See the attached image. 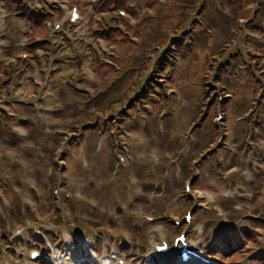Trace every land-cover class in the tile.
Returning <instances> with one entry per match:
<instances>
[{"label":"rangeland","instance_id":"1","mask_svg":"<svg viewBox=\"0 0 264 264\" xmlns=\"http://www.w3.org/2000/svg\"><path fill=\"white\" fill-rule=\"evenodd\" d=\"M138 12L142 24L139 31L135 29L134 34L139 36V49L131 47L126 53L124 51L117 53L120 68L116 72H110L105 83L88 82V85L93 88V92L90 94L98 97H68L67 100L74 105L68 107L69 103L65 102L64 107L68 108L64 112L60 110L52 113L54 117L65 118L75 111L78 116L75 123L79 125L80 130L89 125L93 127L85 131L87 133L85 137L69 143L61 142L59 139L55 146L57 148L59 146V149L53 151L45 119L43 120L38 114L35 105L39 97L26 98V106H22L24 112L30 115L28 122L23 121L24 118H21L17 111V115L12 113L9 118L0 119V148L8 147L10 141L12 144L17 142V139L14 141L13 136H10L9 133L20 134L22 128L27 134L25 138L28 142L25 154L27 160L32 164L31 168L15 165L11 155L3 151L4 148L1 151L4 159L0 158V197L8 198V208L12 211L0 204V264H41L40 261H30V251L42 248L41 242H44L43 246L45 247L46 244L48 247L51 246L53 252L56 248H60L64 241L61 235L62 229L68 228L72 233V216L66 219V211H61L66 199L61 193V197L57 198L55 202L53 195L56 185L54 177L62 174L66 169H69L71 179L75 178L78 173L85 175L86 168L91 170L97 168L100 171L99 174L108 173L109 176L104 190L99 189L97 185L93 189V195L98 201L104 202L102 207L106 211L105 214H101L102 207L93 208L91 213L87 207L88 202L82 201V204H79L72 200V208L76 211L77 216L83 208L82 211L86 212L82 215L88 220L84 224L85 228L86 223L92 220L96 226H99V223H103L105 227L108 225L111 236L119 237L122 235V231L116 226L115 216L117 214L125 216V209L138 203L150 208L153 221L162 218L161 216L172 218L181 215V209L186 207L188 202L185 203L182 193L179 194L181 190V184H178V181L181 180L179 176L186 177L190 165H195L194 163L189 164L188 157L194 153L197 156L198 151L207 154L206 146L210 143V138L213 135L210 131L213 122L211 118H208L202 128L193 132V139L189 142L191 147L194 146L193 152H190L182 129L199 107L196 104L202 97L200 84L206 67L227 61L233 64V70L229 69L228 73L224 72L217 85L225 84L224 87H227L224 90L228 102L224 107L223 125L227 130L228 149L221 148L209 157L203 159L200 156L196 159L198 162L196 175L199 174V180L194 188L202 187L204 190H209L216 198L209 199V201L204 200L205 206L209 210L206 213L204 210L196 213L197 221L194 226L189 227V233L195 243H200L197 248L204 253L207 240L221 241L217 233L220 224L228 222L232 226L228 227L230 231L239 233L243 229H247V225H251V222L247 221L250 215L257 218V215L253 213L255 209H262L261 216H264V176H260L264 171L260 172L257 178L249 180L243 173L249 168L253 170L252 174L254 175L258 166L256 165L255 168L252 163L250 164V161L256 164L253 155L260 159L261 156L259 157L258 153L264 150V147L262 149L255 148L250 141L252 135L253 137L264 136V104L259 102L260 92L264 87V77L261 72L254 71L253 68L243 69L247 56L245 47L248 43L255 42L257 37L245 34L242 28L244 23H249L252 27L255 26L257 31L264 30V0H143ZM180 29H183L181 32H189V34L184 36L185 41L180 49V56L185 61L177 71L181 78L173 79L174 94L167 97L164 103L152 107L150 114H137L132 123V126L135 127L133 131L142 133L145 140H128L129 147L122 155L123 159L119 160L115 141L101 142L99 128H94L95 123L101 116L113 117L119 111L123 112L128 108L129 100H132L140 90V85L137 86L139 80L135 73L138 66L136 58L141 57L139 65L144 77V66L149 59L147 54L152 53L155 56L158 51L166 53L172 46H175L172 45V42L181 41V35L178 34ZM146 58L147 60H145ZM148 65L151 70L153 63ZM123 68H132L133 75L125 78L126 71L123 72ZM215 72H217V67L212 74ZM254 91L257 92L254 93ZM61 98L59 97V99ZM87 106H92L95 110L86 112ZM134 110L132 108L127 113L132 115ZM192 122L193 120L190 121V123ZM101 124L102 122L98 127H101ZM103 130L104 128L101 129V131ZM243 131L249 134L246 145L243 143L245 137ZM55 140L56 136L52 139L53 143ZM239 145L240 155L232 150L233 146L238 147ZM151 150L157 151L159 156L157 160L150 156ZM139 152L143 155L142 163H135L132 158ZM43 156L46 159L44 161L43 158L44 162H41ZM175 156L182 157L178 165H173L172 159ZM240 156L242 169L233 175L226 173L230 162L232 160L238 162ZM53 161L56 163L51 165ZM29 172H32L35 180L41 183L38 185L41 189L44 188L49 201L38 197L34 191H30L29 188L33 184L27 179ZM130 177H135L141 187L147 188L149 193L159 197L161 200L159 206L164 208L163 214L158 213L159 206H153L148 197L137 199L138 195L133 191L128 181ZM193 178L194 175H191L190 179ZM261 182L263 183L261 184ZM63 185L66 186L67 181ZM118 188L127 190L124 202L114 200L115 196L111 192ZM244 192H247L248 196H244ZM228 193L232 197H228ZM33 197L36 199L37 205L42 208L44 217L41 220L36 215ZM241 197L248 204L240 200ZM123 198L125 196H122L121 200ZM214 204L219 207H216V209H220L218 212ZM25 208H27L28 214L24 212ZM258 214L260 215L261 212L259 211ZM35 215L38 220L35 219ZM166 220L155 221L158 223L155 226L163 228L162 225L166 223ZM131 221V215L121 218L125 228L131 227L132 229H130L137 234L134 246L140 247L139 250L138 247L135 249L140 254L134 256L124 253L126 248H122L121 244L119 247L117 246L118 242H121L124 247L132 246L129 243L124 244L125 238L121 237L115 243L107 231L97 228L91 223L90 226L93 225L95 230L98 229L96 233H93L90 227L87 231L82 230L87 242L94 249V256L100 260V263L106 255L110 258L115 255L123 257L126 264H134V262L136 264H156L153 260V245L160 237L153 233L154 230L148 229V224L154 222L148 223L145 220L143 224L134 222L137 227L147 228L149 231L147 238L144 239L147 232L139 231L138 228L133 227L132 223H129ZM77 222L81 229L83 222L78 218ZM205 222L207 227L204 226ZM209 223L212 224L210 229H208ZM258 226L261 229H257L254 234L251 231L250 236L247 237L248 240H251L248 243V249L246 248L249 250V255L263 246L264 229L262 227L264 228V221ZM163 229L168 231L170 236L176 234V232ZM201 229H204L202 234ZM55 230H57V235H55ZM43 234L45 238L41 237ZM151 234H153L152 237ZM142 239L149 243L147 244L149 250L146 252L141 249L145 247L144 244L138 245ZM100 240H102L101 244ZM95 242L98 244L96 250ZM48 247L47 251H49ZM229 247L235 248L232 245ZM228 248L219 247L225 251V255H223L225 257L220 258L223 264H264V260L257 255L258 252H262L261 250L246 258L247 255L245 256L243 252L239 254L241 257H237L236 250L228 254ZM133 250L130 249L129 252ZM143 257L148 261L144 263L138 261ZM93 262L96 263V259Z\"/></svg>","mask_w":264,"mask_h":264},{"label":"trees","instance_id":"2","mask_svg":"<svg viewBox=\"0 0 264 264\" xmlns=\"http://www.w3.org/2000/svg\"><path fill=\"white\" fill-rule=\"evenodd\" d=\"M247 235H248L247 237L250 236V234H247ZM241 248H242L241 243L237 242V243H236V247H235V248H231V247H229L227 253H228V254H231V253H233L235 250L238 252ZM237 252H236L237 257H240V256L237 254ZM262 260H264V258H263Z\"/></svg>","mask_w":264,"mask_h":264},{"label":"bare ground","instance_id":"3","mask_svg":"<svg viewBox=\"0 0 264 264\" xmlns=\"http://www.w3.org/2000/svg\"><path fill=\"white\" fill-rule=\"evenodd\" d=\"M152 155L155 156V153H152ZM247 176L249 177L250 176V172H248ZM143 210V209H142Z\"/></svg>","mask_w":264,"mask_h":264}]
</instances>
